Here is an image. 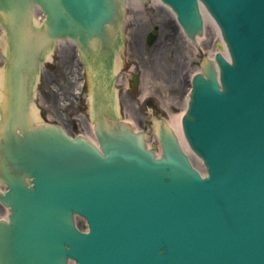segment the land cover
Instances as JSON below:
<instances>
[{
  "label": "water",
  "instance_id": "water-1",
  "mask_svg": "<svg viewBox=\"0 0 264 264\" xmlns=\"http://www.w3.org/2000/svg\"><path fill=\"white\" fill-rule=\"evenodd\" d=\"M122 1L0 0L11 50L10 91L3 70L0 100L1 109L7 101L0 121V181L8 185L0 198L10 206V220H0V264H67L69 258L76 264H264V0H200L218 21L232 57L228 63L217 55L221 85L210 63L204 66L206 78H194L183 118L208 176L191 167L165 126L158 132L164 153L155 159L142 132L106 122L102 114L95 119L102 151L57 125L32 124L39 116L34 104L28 115L22 82L28 83L41 50L68 35L82 47L107 43L121 20ZM158 1L147 5L157 10L151 13L138 0H127L126 30H134L139 45L149 21L158 31L171 29ZM165 1L189 32L200 31L198 0ZM36 5L46 18L41 32L33 34L30 15ZM201 13L204 33L180 43L177 67L159 49V65L150 72L156 81H144L151 84L146 100L140 96L143 83L130 94L122 85L118 92L120 112L134 127L152 131L169 116L167 124L189 153L181 127L187 87L161 82L176 72L172 82L179 84L176 77L189 54L191 70L199 67L201 60L190 49L202 47L211 58L216 51L227 56L215 22L203 8ZM146 50L132 56L141 59ZM93 51L99 54L96 46ZM57 52L40 72L34 103L43 119L70 132H88L89 92L76 103L71 52ZM121 63L118 57L113 69ZM97 72L89 71V88L91 103L99 107L113 94L103 89L101 75L94 77ZM75 212L86 218L88 232L75 227Z\"/></svg>",
  "mask_w": 264,
  "mask_h": 264
},
{
  "label": "bare ground",
  "instance_id": "bare-ground-1",
  "mask_svg": "<svg viewBox=\"0 0 264 264\" xmlns=\"http://www.w3.org/2000/svg\"><path fill=\"white\" fill-rule=\"evenodd\" d=\"M0 40H2L0 43L4 44L5 43V37H4V33H0ZM5 91V87H4V81H3V69L0 68V100H3V94ZM6 212L5 207L0 204V217H4Z\"/></svg>",
  "mask_w": 264,
  "mask_h": 264
},
{
  "label": "rangeland",
  "instance_id": "rangeland-1",
  "mask_svg": "<svg viewBox=\"0 0 264 264\" xmlns=\"http://www.w3.org/2000/svg\"><path fill=\"white\" fill-rule=\"evenodd\" d=\"M3 45H1V43H0V67H2L3 66V57H2V55H3Z\"/></svg>",
  "mask_w": 264,
  "mask_h": 264
}]
</instances>
